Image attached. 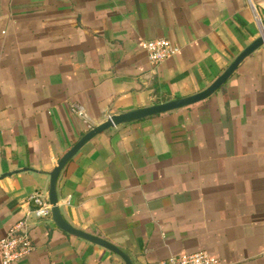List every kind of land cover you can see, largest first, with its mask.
Returning a JSON list of instances; mask_svg holds the SVG:
<instances>
[{
    "label": "crops",
    "instance_id": "obj_1",
    "mask_svg": "<svg viewBox=\"0 0 264 264\" xmlns=\"http://www.w3.org/2000/svg\"><path fill=\"white\" fill-rule=\"evenodd\" d=\"M263 34L264 0H0V239L91 128L204 90ZM157 39L179 52L153 65ZM56 192L70 226L134 264H264V46L205 101L93 138ZM29 235L15 264H124L50 216Z\"/></svg>",
    "mask_w": 264,
    "mask_h": 264
},
{
    "label": "water",
    "instance_id": "obj_2",
    "mask_svg": "<svg viewBox=\"0 0 264 264\" xmlns=\"http://www.w3.org/2000/svg\"><path fill=\"white\" fill-rule=\"evenodd\" d=\"M264 46V34L254 40L230 63V65L204 90L180 99L169 100L167 102L154 104L144 108H138L119 114L109 115L105 122L94 126L85 133L57 162L53 170L49 173V185L47 189V200L50 206V220L55 226L65 233L83 239L95 245H98L111 253H114L124 262V264H134L130 255L122 251L112 243L100 239L96 236L84 233L81 230L70 226L62 217L59 201L56 192V183L58 176L64 167L72 160V158L93 138L99 134L119 125L135 122L144 118L155 115L168 113L192 106L194 104L205 101L214 95L220 88L233 76L242 62L252 55L256 50Z\"/></svg>",
    "mask_w": 264,
    "mask_h": 264
},
{
    "label": "built area",
    "instance_id": "obj_3",
    "mask_svg": "<svg viewBox=\"0 0 264 264\" xmlns=\"http://www.w3.org/2000/svg\"><path fill=\"white\" fill-rule=\"evenodd\" d=\"M143 47L153 65H160L179 52L177 47H174L170 41L165 39L145 42ZM78 114L83 116L81 111H78ZM29 200L33 203L34 208L17 221L7 234L0 239V264H15L28 257L34 250L29 235L31 219H42L50 216L47 197L36 194L32 195ZM158 264H219V261L207 252H196L170 256Z\"/></svg>",
    "mask_w": 264,
    "mask_h": 264
}]
</instances>
